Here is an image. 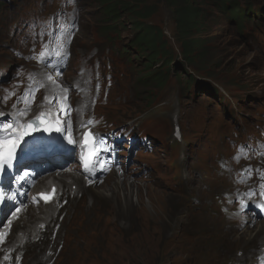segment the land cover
<instances>
[{"label":"rangeland","instance_id":"obj_1","mask_svg":"<svg viewBox=\"0 0 264 264\" xmlns=\"http://www.w3.org/2000/svg\"><path fill=\"white\" fill-rule=\"evenodd\" d=\"M157 1L152 0V3ZM89 11L90 9H88L87 14ZM87 14L83 17L84 21L88 20ZM153 22L160 28H165L167 36L171 37L174 47L177 49L178 46L173 37L175 28L172 23V14L165 5L160 6V13ZM231 27L226 18L218 15L212 37L216 39L215 44L220 51L212 53L214 63L210 64L209 68L212 73L218 75V79L221 80L218 83L221 84V87L225 88L224 85L229 83L230 90L226 89V92L229 93L234 104L235 101H238L234 99L236 93L242 91L240 87H236L232 80L240 81L247 92L253 93H249V95L262 99L264 61L261 62V56L257 49L245 45L241 39L235 37ZM6 42V36L0 32V44L3 45L4 49L0 51V58L14 59L6 46ZM194 74L202 87L207 85L212 88L215 87L204 76ZM172 83L180 91L182 85L177 84L175 80ZM175 87L166 90L162 99L165 102L163 107H166L168 118L174 110L178 113L177 110L180 109V121L187 135L193 126V146L203 136V139H210L211 134H214L215 128L213 126H219L229 113L232 120L238 119L237 111L227 98L225 100L223 98L215 99L214 104L211 95L198 94L199 90L197 89L192 95L191 105L187 107L180 105ZM259 101L261 100L255 102L249 98L245 104L240 103L244 105L243 108L247 107V109H240L237 104L240 117L247 119L248 116H251L253 112L251 110L256 106L253 104L251 107V103H258ZM132 107L131 104L130 107L122 108L120 103H116L113 108L108 107L106 111L119 116L122 120H125L124 117L127 118L126 120H130L132 119L129 118L130 115L133 117L135 114H139V112L134 114ZM109 116H111L110 113ZM262 118L264 117L258 118L256 124L264 131V119ZM170 122L172 125L171 117ZM139 132L145 138L141 145L143 149L152 148V152L159 158H163L164 153L167 154L165 160L161 159L160 167L153 166V169L149 171L152 174L153 184L146 183V178L136 172L133 175H116L99 184L94 191H91L94 195L92 201L86 192L87 196L83 202L91 201L95 206L90 213H78L69 229L78 239L79 245L75 250V254H78L77 259L72 260V256H69L67 258L68 263L190 264L192 259L197 257V252L200 249L199 244L197 241L184 236L182 232V223L187 221L190 216L187 214L189 209L185 202L186 199H181L178 191L175 190L177 181L174 180V176L177 175L175 168L178 149L176 147L169 149L166 146L164 138L167 135V122L162 119L147 120ZM134 135L135 133H132L129 137ZM156 141H159L160 144L158 145ZM199 146L201 145L197 143V147ZM226 149H223V155ZM188 152L186 146L185 154L188 155ZM202 156L199 153V157ZM164 162L167 163L166 169L168 171L162 169ZM154 182L158 184V187H154ZM171 185L174 189L169 193ZM97 191H99V195L96 193ZM196 192L198 191L196 190ZM31 217L36 218L37 216L32 215ZM190 226L193 224L191 223ZM258 227L262 230L260 231ZM77 230H83L85 233H80ZM263 236L264 224L259 223L255 224L254 227L236 231L228 240L233 239L231 241V248L233 249H249L252 245L257 246L258 241ZM196 247L198 249H195Z\"/></svg>","mask_w":264,"mask_h":264},{"label":"trees","instance_id":"obj_2","mask_svg":"<svg viewBox=\"0 0 264 264\" xmlns=\"http://www.w3.org/2000/svg\"><path fill=\"white\" fill-rule=\"evenodd\" d=\"M92 1L98 9L95 14L97 33L107 37L109 43L123 41L117 55L126 59L124 62L134 74L135 87L140 95L134 113L145 108L152 97L161 88L168 87L172 80L182 85L187 93L197 87L209 94V89L214 88L202 87L194 73L208 80L221 81L209 68L214 63L212 53L220 51L212 37L218 15L234 23L240 37L244 32L243 22L253 16L250 8L253 0ZM162 5L172 13L177 49L165 28L153 22ZM88 35L91 36L89 32ZM217 91L212 90L213 93Z\"/></svg>","mask_w":264,"mask_h":264},{"label":"snow or ice","instance_id":"obj_3","mask_svg":"<svg viewBox=\"0 0 264 264\" xmlns=\"http://www.w3.org/2000/svg\"><path fill=\"white\" fill-rule=\"evenodd\" d=\"M75 28V20L65 27L61 23V18L57 16L46 24L42 31L36 33L41 50L38 55L34 54L24 58L36 59L38 63L44 65L47 71L42 74L29 73V83L19 96H16L15 93V89L20 87V83H17L13 90H6V94L0 97V104L6 105L8 100L15 96L10 112L0 110V174L11 171L15 163L23 162L24 154L30 151L39 140V137L33 136V133L40 131L63 133L62 139H65L68 145L79 147L83 170L85 173L91 174L92 177H95L96 171H103L104 167L107 166V161L102 154L110 150L105 145L102 136L97 137L91 132L89 127L91 121L82 122L77 126L80 139L73 137L71 120L73 109L68 103L69 88L57 83L54 79V76L57 78L62 76L64 61L69 55L68 45L75 34ZM45 37H47V40H45ZM32 51L35 53V42ZM38 75L39 79L37 78ZM42 88L46 89L50 95H45L44 103L39 106L42 110L32 119H28L32 111V104L35 102V94ZM4 117H8V119L5 120ZM81 128H88L89 130L80 133L79 129ZM26 137H30V139H25ZM249 153L264 155V144H258L256 148L251 145H242L240 146V154L232 159L239 162L240 159L247 158ZM226 164L227 162H224L225 167ZM253 172L256 173L257 179L260 181L257 185L260 191L257 192L255 189L249 188L244 196L250 199L252 196L259 195L264 200V169L259 167L253 169L251 165H248L241 169L238 174L240 179L237 182L246 183L247 180L252 178ZM29 175V172H24L22 176L15 179L19 182ZM4 192V189H0V220L5 221V223H0V244L4 242V238L8 235L7 229H10L13 219L19 218L18 214L26 207L23 202L16 203L14 201L12 202L13 209L10 210L4 207L3 204L8 201V197ZM52 192L55 194L56 189L53 188ZM38 197L43 199L45 203L53 199V195L44 193H39ZM32 200L38 202L37 196L32 197ZM241 206L246 208L247 204L243 203ZM255 206L261 207L262 205L255 204ZM3 259L7 261L10 256L5 255Z\"/></svg>","mask_w":264,"mask_h":264},{"label":"bare ground","instance_id":"obj_4","mask_svg":"<svg viewBox=\"0 0 264 264\" xmlns=\"http://www.w3.org/2000/svg\"><path fill=\"white\" fill-rule=\"evenodd\" d=\"M64 179H65V182H66V180L67 181L72 180L73 181L72 185H78L83 191H86L89 193L91 199L94 198V195L91 191H94L96 186H98L99 184L98 183H92V182H88V184H87V182H82L81 178L71 171L63 172V173L59 174V177H58L57 173H53L51 175V177H49V179L45 178V180H52L53 183H62ZM96 193L99 195V191H97ZM25 219H26V217L24 216L22 221L19 224H17V227H19V229L21 228L20 225L25 221ZM30 219L33 221H29L27 224H25L26 229H30L32 227V225L37 222V218L36 219L30 218ZM258 229H259V227H258ZM259 230L261 231L262 228ZM42 256H46V255L44 254ZM42 258L43 257H41V259Z\"/></svg>","mask_w":264,"mask_h":264}]
</instances>
